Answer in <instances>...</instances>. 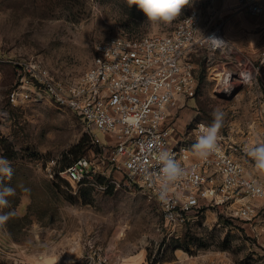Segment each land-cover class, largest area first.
Instances as JSON below:
<instances>
[{
	"label": "rangeland",
	"instance_id": "obj_1",
	"mask_svg": "<svg viewBox=\"0 0 264 264\" xmlns=\"http://www.w3.org/2000/svg\"><path fill=\"white\" fill-rule=\"evenodd\" d=\"M193 8L211 27L222 25L228 31L255 26L264 18L248 16L238 0H193L170 24L148 23L128 0H0V156L13 169L3 184L16 189L9 197L11 207L3 209L16 215L0 227V264H75L89 243L109 249L112 264H264L262 201L252 200L261 210L250 221L232 210L203 206L186 224L174 227L156 199L138 186L125 185L119 174V186L107 190L78 187L60 176L78 158L98 152L94 136L70 110L11 99L19 84L13 62L24 68L41 61L59 83H72L92 68L96 47L108 37L167 35ZM235 50L249 63L244 69L259 65L262 50L255 57ZM191 62L198 88L170 120L180 133H189L198 122L211 125L214 108L226 113L221 131L250 118L245 108L264 110V75L227 99L214 94L218 77L209 68L207 53L199 52ZM184 110L190 117L182 115ZM179 118L186 119L182 129L176 125ZM185 240L193 253L201 244L210 248L196 256L179 250L188 255L181 262L172 249Z\"/></svg>",
	"mask_w": 264,
	"mask_h": 264
},
{
	"label": "built area",
	"instance_id": "obj_2",
	"mask_svg": "<svg viewBox=\"0 0 264 264\" xmlns=\"http://www.w3.org/2000/svg\"><path fill=\"white\" fill-rule=\"evenodd\" d=\"M238 5L250 17L264 14L262 0H238ZM202 51L218 77L215 95L230 97L239 86L264 75V50L257 67L244 69L249 63L239 59L223 35V26L211 27L201 11L193 8L167 35L108 37L96 47L92 68L72 83H59L41 61L24 68L13 62L19 84L11 99L33 105L50 102L70 110L94 136L98 152L78 158L60 172L73 185L107 190L110 185L119 186V174L125 185L138 186L156 199L165 221L174 227L186 224L203 206L227 207L250 221L260 210L252 200L262 201L264 207V195L254 194L251 186L264 185V178L249 176L246 166L233 156L235 149L225 145L220 134L218 152L198 159L190 149L196 142L195 130L203 122L189 133H180L170 121L181 101L196 93L198 79L191 59ZM161 148L187 171L169 187L165 201L159 198L161 181L156 175ZM103 180L108 183L99 184ZM75 264H112L109 249L89 243Z\"/></svg>",
	"mask_w": 264,
	"mask_h": 264
},
{
	"label": "clouds",
	"instance_id": "obj_3",
	"mask_svg": "<svg viewBox=\"0 0 264 264\" xmlns=\"http://www.w3.org/2000/svg\"><path fill=\"white\" fill-rule=\"evenodd\" d=\"M192 2L193 0H128L130 6L136 5L145 14L150 24H170L180 16L182 9ZM207 40L225 44L215 37H209ZM211 116L213 118L211 125L200 123L195 130L197 133L196 142L191 145L190 150L198 159H207L219 150V132L223 127L226 113L219 108H214ZM244 152L254 162V168L264 174V142L246 146ZM156 162L159 165V172L156 175L161 181L159 198L161 201H165L169 187L184 178L187 171L175 156L164 148L159 149ZM12 173L11 161L0 156V227L5 226L16 215L14 210L3 211V209L11 207L9 197L16 193L15 188L3 184L5 178L11 179ZM251 190L254 194L264 195V185L251 186Z\"/></svg>",
	"mask_w": 264,
	"mask_h": 264
},
{
	"label": "crops",
	"instance_id": "obj_4",
	"mask_svg": "<svg viewBox=\"0 0 264 264\" xmlns=\"http://www.w3.org/2000/svg\"><path fill=\"white\" fill-rule=\"evenodd\" d=\"M244 12L246 13V11ZM244 12L241 15L238 14V18L243 17ZM223 35L239 52H246L252 57H255L258 56L260 50H262V55L264 46L262 49H260V46L261 43L264 42V18H261L255 26L251 25L247 27H239L233 31H228L227 29L223 30ZM181 104L180 109L183 110L184 101H181ZM178 111L179 109L177 112ZM181 113L183 115L185 110ZM187 115L188 114L185 113L184 117ZM244 115L246 118L247 116L250 118L227 126V129L225 131L220 130L219 134L223 136L225 145L231 146L235 149V151H233V156L246 166L248 175L254 178L262 179L264 178V174L259 173L254 168V162L246 156L244 148L259 142H264V110L260 111L245 108ZM188 117L190 116L188 115ZM185 122L186 119L181 120V118H179L176 125L179 129H182V126H185ZM257 206L259 207V205ZM219 209L231 211V209L227 207H219ZM187 257L188 255L183 251L178 250L175 252V258L181 262L186 261Z\"/></svg>",
	"mask_w": 264,
	"mask_h": 264
},
{
	"label": "trees",
	"instance_id": "obj_5",
	"mask_svg": "<svg viewBox=\"0 0 264 264\" xmlns=\"http://www.w3.org/2000/svg\"><path fill=\"white\" fill-rule=\"evenodd\" d=\"M190 245V241L185 240L184 243L182 244H177L176 246L173 247V252L177 251V250H184L185 252L189 253L192 256H196L197 253L200 250H207L210 248L209 244H201L200 246L197 247V250L193 253L192 249L189 247Z\"/></svg>",
	"mask_w": 264,
	"mask_h": 264
},
{
	"label": "water",
	"instance_id": "obj_6",
	"mask_svg": "<svg viewBox=\"0 0 264 264\" xmlns=\"http://www.w3.org/2000/svg\"><path fill=\"white\" fill-rule=\"evenodd\" d=\"M239 93V88H237L235 91H234V93L230 96V97H227V96H225V95H221V96H223L224 98H230V99H233L237 94ZM219 96V95H218Z\"/></svg>",
	"mask_w": 264,
	"mask_h": 264
}]
</instances>
